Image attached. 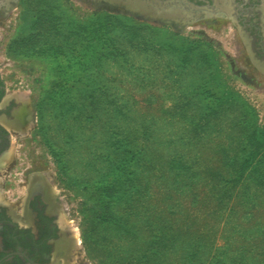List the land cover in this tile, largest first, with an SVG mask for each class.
<instances>
[{
	"label": "rangeland",
	"instance_id": "374dc122",
	"mask_svg": "<svg viewBox=\"0 0 264 264\" xmlns=\"http://www.w3.org/2000/svg\"><path fill=\"white\" fill-rule=\"evenodd\" d=\"M126 2L0 0L4 94L28 110L13 150L50 186L70 231L69 264H264V206L213 210L208 181L193 180L197 167L220 163L217 149L239 152L241 134L264 137V57L234 22L145 15ZM98 81L128 119L104 113L105 104L96 113ZM141 126L148 161L125 176L120 131ZM175 151L199 157L178 186L168 162ZM164 221L206 229L157 241Z\"/></svg>",
	"mask_w": 264,
	"mask_h": 264
},
{
	"label": "flooded vegetation",
	"instance_id": "af4514ba",
	"mask_svg": "<svg viewBox=\"0 0 264 264\" xmlns=\"http://www.w3.org/2000/svg\"><path fill=\"white\" fill-rule=\"evenodd\" d=\"M156 1L160 11L179 9L174 20L213 17L236 23L254 56L264 57V0ZM27 118L23 102L4 94L0 76V264H69L70 231L61 226L50 186L41 172L30 173L18 161L20 150H13L19 140L14 133Z\"/></svg>",
	"mask_w": 264,
	"mask_h": 264
},
{
	"label": "trees",
	"instance_id": "16d2710c",
	"mask_svg": "<svg viewBox=\"0 0 264 264\" xmlns=\"http://www.w3.org/2000/svg\"><path fill=\"white\" fill-rule=\"evenodd\" d=\"M93 94V104H95L96 113L102 112L100 111V105L105 104L104 113L108 112L110 109L111 112H117L125 119L129 118L124 111L125 107L123 105L114 104L115 108L111 106L114 92L111 91L110 86H107V84H100V81H98L94 84ZM113 116L116 117L118 115ZM132 121L133 119H131V122ZM111 124L113 128L119 126L114 122ZM115 131L116 130H113L112 132ZM120 132H122V138L125 143L124 153L128 157L127 164L130 165L127 168V173L124 175L131 177V165L136 163L137 159L143 160L144 162L148 161L144 149L149 139L150 132L145 130L142 126L139 129L130 127L123 128ZM241 137L244 138L245 143L239 152H236L237 150L234 148H232V150L228 148L217 149L215 154L218 155L220 163L217 165H201L197 167L199 172L197 176L195 173V166L199 165V157H187L183 152L175 151L168 161L170 163L169 166L173 169V181H175L178 186L183 172L187 170L190 171V173H195L193 180H207L211 190L208 196V203L213 210H218L219 212H230L236 208V205L245 208L249 212L264 206V148L259 144V141L264 140V137H257L252 133L241 134ZM182 139L187 141L185 137ZM257 142L258 144H256ZM146 165L147 164L144 163V167H146ZM116 169L118 170V167H116ZM116 172H112V174L115 175ZM193 180L185 184L190 185ZM148 181V177H146L144 184H142L144 185V195H147L149 191L150 184H148ZM177 186L175 188H177ZM194 186L195 185H193V189H190V195L198 197L196 193L197 187ZM235 189L237 191L235 196L236 200L233 201L235 204L232 205L233 203H230L232 201L231 193ZM201 192L204 193V189H201ZM156 205H159V203ZM205 229H202V227L199 228L196 224H189L186 225V227L182 226V224L171 227L170 221H164L156 229V240L159 241L163 236H171L180 239L183 231L186 234L185 236H189L191 234L195 235L197 232L203 230L205 231Z\"/></svg>",
	"mask_w": 264,
	"mask_h": 264
},
{
	"label": "bare ground",
	"instance_id": "6f19581e",
	"mask_svg": "<svg viewBox=\"0 0 264 264\" xmlns=\"http://www.w3.org/2000/svg\"><path fill=\"white\" fill-rule=\"evenodd\" d=\"M126 4L134 10H137L145 15H156L160 17H178L180 15L179 10L171 9L166 11H160L154 7H148V5L143 0H127ZM26 114L22 113L19 118L23 120Z\"/></svg>",
	"mask_w": 264,
	"mask_h": 264
}]
</instances>
